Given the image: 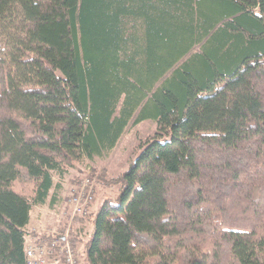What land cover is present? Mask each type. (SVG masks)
Here are the masks:
<instances>
[{
    "label": "trees",
    "instance_id": "obj_1",
    "mask_svg": "<svg viewBox=\"0 0 264 264\" xmlns=\"http://www.w3.org/2000/svg\"><path fill=\"white\" fill-rule=\"evenodd\" d=\"M145 119L80 264H264V0H0V264Z\"/></svg>",
    "mask_w": 264,
    "mask_h": 264
},
{
    "label": "rangeland",
    "instance_id": "obj_2",
    "mask_svg": "<svg viewBox=\"0 0 264 264\" xmlns=\"http://www.w3.org/2000/svg\"><path fill=\"white\" fill-rule=\"evenodd\" d=\"M155 132L156 124L152 119H145L135 125H130L108 155L94 158L92 161L83 159L76 168L71 169L69 174L62 179L55 175L54 180L61 183L60 195L62 199L66 201L72 189L87 177L98 183V186L94 187L90 213H94L96 210V208L95 210L92 209L95 202H99V207L105 199L115 198L118 193L117 186L108 185V179L126 170L141 152L146 140L154 136ZM65 201L54 208H50L48 205L33 206L31 209L33 217L27 230L34 228L36 230L49 229L55 231L56 228L58 229L63 223L62 217L66 211ZM84 229L89 231L90 226L87 224ZM78 246L80 259H82L84 257L83 246L82 244Z\"/></svg>",
    "mask_w": 264,
    "mask_h": 264
},
{
    "label": "built area",
    "instance_id": "obj_3",
    "mask_svg": "<svg viewBox=\"0 0 264 264\" xmlns=\"http://www.w3.org/2000/svg\"><path fill=\"white\" fill-rule=\"evenodd\" d=\"M97 186L94 179L87 177L72 189L65 201L63 219L66 218L67 224L62 233L34 228L27 231L24 237L25 264H80L78 248L70 239L71 226L75 216L87 217L90 214L94 187ZM41 233L52 237H41Z\"/></svg>",
    "mask_w": 264,
    "mask_h": 264
},
{
    "label": "crops",
    "instance_id": "obj_4",
    "mask_svg": "<svg viewBox=\"0 0 264 264\" xmlns=\"http://www.w3.org/2000/svg\"><path fill=\"white\" fill-rule=\"evenodd\" d=\"M65 201V200H64ZM98 205H99V202L97 201V202H95V205H93V210H95V208H97L98 207ZM29 216H30V218H29V223H28V228H29V224H30V221L32 220V210L30 211V214H29ZM59 223L61 222V221H58Z\"/></svg>",
    "mask_w": 264,
    "mask_h": 264
}]
</instances>
